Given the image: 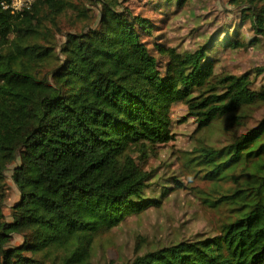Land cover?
Listing matches in <instances>:
<instances>
[{"label": "trees", "instance_id": "1", "mask_svg": "<svg viewBox=\"0 0 264 264\" xmlns=\"http://www.w3.org/2000/svg\"><path fill=\"white\" fill-rule=\"evenodd\" d=\"M10 2L0 0V264H94L101 234L182 190L181 175L144 171L130 151L176 139V104L196 132L239 129L183 156L215 186L203 204L227 215L219 233L119 264H264V116L247 119L264 105V63L233 74L214 58L219 47L264 49V0L229 1L250 38L236 24L195 50L157 43V53L122 0H37L19 13ZM10 180L19 199L7 215Z\"/></svg>", "mask_w": 264, "mask_h": 264}, {"label": "rangeland", "instance_id": "2", "mask_svg": "<svg viewBox=\"0 0 264 264\" xmlns=\"http://www.w3.org/2000/svg\"><path fill=\"white\" fill-rule=\"evenodd\" d=\"M230 0H188L184 6L177 2L167 5L163 0H122L132 14L142 15L151 26L152 34L145 38L151 48L156 44L167 47H178L180 50H195L200 44L222 28L233 31L234 25L244 36L250 38L248 21L242 23L240 12L233 11ZM242 24V25H241ZM67 27V24L66 26ZM152 42V43H151ZM154 50V48H153ZM155 53L156 50H154ZM162 68L166 66V58L159 56ZM222 66L233 74H242L250 69L262 66L264 49L242 48L236 51L219 47L214 57ZM264 84V78L256 81L255 88ZM186 106L176 104L172 118L176 122V139L168 142L160 141L148 149L145 156L139 144H132L130 151L144 171L159 168L162 174H178L182 176L185 187L170 195L162 208L150 207L145 213L132 216L119 228L101 234L95 243L94 264H119L126 262L146 250L163 247L183 238H191L195 234H215L220 232L225 209L215 210L203 204L201 197L206 191L215 188L209 181L194 176L185 167L186 151L195 146H224L238 130L216 124L205 132H196L197 124L193 119L179 123L186 114ZM249 125L264 116V105L247 112ZM226 187L232 182H225ZM9 199L5 214H10V207L19 199V191L10 180ZM21 238L16 240L20 243Z\"/></svg>", "mask_w": 264, "mask_h": 264}, {"label": "built area", "instance_id": "3", "mask_svg": "<svg viewBox=\"0 0 264 264\" xmlns=\"http://www.w3.org/2000/svg\"><path fill=\"white\" fill-rule=\"evenodd\" d=\"M37 0H11L5 8L11 9L14 13L22 12L25 9L31 8Z\"/></svg>", "mask_w": 264, "mask_h": 264}]
</instances>
